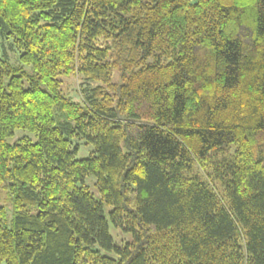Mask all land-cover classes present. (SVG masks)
Instances as JSON below:
<instances>
[{
	"label": "trees",
	"instance_id": "obj_1",
	"mask_svg": "<svg viewBox=\"0 0 264 264\" xmlns=\"http://www.w3.org/2000/svg\"><path fill=\"white\" fill-rule=\"evenodd\" d=\"M0 188V264H264V0H0Z\"/></svg>",
	"mask_w": 264,
	"mask_h": 264
},
{
	"label": "rangeland",
	"instance_id": "obj_2",
	"mask_svg": "<svg viewBox=\"0 0 264 264\" xmlns=\"http://www.w3.org/2000/svg\"><path fill=\"white\" fill-rule=\"evenodd\" d=\"M4 54V50L2 49V55ZM7 57L11 64L17 66L19 64L18 54L13 52L10 48L8 49ZM25 71L29 76L34 74V69L31 65L25 66ZM9 78H6V81ZM62 80L61 88L62 92L69 98H71L75 102H79L84 104V95L81 90V83L83 81V76L79 72L71 73V74H64L60 76ZM26 84L29 83L28 79H25ZM121 72L118 68L114 70L113 74V82L119 83L121 82ZM99 83L96 81L91 82V86H97ZM24 137H29L33 141L38 140V136L35 132L29 131L27 129L18 128L15 133L7 138L9 144H15L19 140ZM75 144H79L78 152L76 153V158L78 159H85L88 158L94 150V145L92 143H86L84 139L75 140ZM196 170H199L201 173L206 175L208 166L202 168L201 166H196ZM96 176L95 175H88L86 177L85 184L89 187L90 191L94 194L97 199H101L100 191L96 185ZM0 205L4 206L7 211L8 221L10 222L13 220V203L11 199L10 191L6 188H0ZM112 207L108 204H105V214L109 220L110 225V232L114 238L116 244L122 245L124 242L130 241L133 239V235L130 232H126L121 228L114 226V224L110 220V210ZM111 255H114L113 252H110Z\"/></svg>",
	"mask_w": 264,
	"mask_h": 264
}]
</instances>
